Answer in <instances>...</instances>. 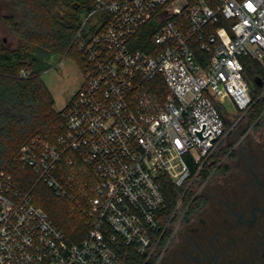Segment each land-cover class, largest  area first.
Here are the masks:
<instances>
[{
  "label": "built area",
  "instance_id": "built-area-1",
  "mask_svg": "<svg viewBox=\"0 0 264 264\" xmlns=\"http://www.w3.org/2000/svg\"><path fill=\"white\" fill-rule=\"evenodd\" d=\"M76 47L83 81L62 131L33 135L18 158L58 195L75 197L66 182L81 189L88 234L70 241L0 171V264L149 259L177 213L163 223L164 179L186 192L231 129L224 101L243 113L252 104L244 58H264V0H96Z\"/></svg>",
  "mask_w": 264,
  "mask_h": 264
},
{
  "label": "trees",
  "instance_id": "trees-1",
  "mask_svg": "<svg viewBox=\"0 0 264 264\" xmlns=\"http://www.w3.org/2000/svg\"><path fill=\"white\" fill-rule=\"evenodd\" d=\"M96 0H1L3 7L10 9L4 18L7 25L18 37L14 49L0 45V171L11 173L24 189H31L35 202L48 212L52 220L66 233L72 242L81 241L90 228L84 211L85 200L80 188L66 182L67 188L75 193L71 198L58 195L43 181L36 183L34 170L18 158L21 145L38 133L56 134L62 131V109L54 107L55 97L42 78L48 67L47 58L51 55L73 57L80 64L81 54L76 47V33L83 18L93 9ZM29 70L27 76L21 69ZM244 76L251 88L255 77L264 79V58H244ZM262 88L255 90L258 97ZM257 108H264L259 101ZM225 120L226 111L221 107ZM257 115L255 114L252 119ZM229 146L213 151L204 164L199 177L206 179L211 172L224 171L225 164H219L227 154ZM191 168L196 171L198 164L188 158ZM165 207L162 212L163 223L177 207L176 217L191 202H201L200 195L184 187H178L170 179H164ZM128 264H153L151 258L130 252L126 256Z\"/></svg>",
  "mask_w": 264,
  "mask_h": 264
},
{
  "label": "flooded vegetation",
  "instance_id": "flooded-vegetation-1",
  "mask_svg": "<svg viewBox=\"0 0 264 264\" xmlns=\"http://www.w3.org/2000/svg\"><path fill=\"white\" fill-rule=\"evenodd\" d=\"M0 5L5 18L1 0ZM254 81L247 118L231 136L226 169L194 195L200 203L191 202L166 228L155 264H264V108H257L264 89L255 95L264 79Z\"/></svg>",
  "mask_w": 264,
  "mask_h": 264
},
{
  "label": "rangeland",
  "instance_id": "rangeland-1",
  "mask_svg": "<svg viewBox=\"0 0 264 264\" xmlns=\"http://www.w3.org/2000/svg\"><path fill=\"white\" fill-rule=\"evenodd\" d=\"M9 10L10 9L4 6V13H7ZM2 43L11 49H14L18 46L19 41L17 35L7 25L4 18L2 17V14H0V45ZM60 62H62L61 65H59ZM47 63L48 67L42 72V78L54 94L55 109L61 110L65 106L73 92L83 81L82 68L80 63L75 58L70 56L61 58L58 55H51L47 58ZM224 104L227 109V124L228 127H231V129L224 137V139L216 145L214 151L218 150L221 147L229 146V143H231L233 130L236 128L237 123L243 122L247 118V113L245 112V114L241 111L237 112L236 106L230 100L226 99L224 101ZM226 155L227 154H225L224 157L220 160L221 162L219 164L228 162L229 158H227ZM220 172L221 170H218L213 175H211L209 177V181L197 178L195 179L192 186H186V189L192 191L194 195L198 193L200 194L201 192H203L206 186H208L211 182L219 177ZM151 258L154 260L153 264H155L157 258H155L154 252L149 259Z\"/></svg>",
  "mask_w": 264,
  "mask_h": 264
},
{
  "label": "water",
  "instance_id": "water-1",
  "mask_svg": "<svg viewBox=\"0 0 264 264\" xmlns=\"http://www.w3.org/2000/svg\"><path fill=\"white\" fill-rule=\"evenodd\" d=\"M0 10H1V5H0Z\"/></svg>",
  "mask_w": 264,
  "mask_h": 264
},
{
  "label": "crops",
  "instance_id": "crops-1",
  "mask_svg": "<svg viewBox=\"0 0 264 264\" xmlns=\"http://www.w3.org/2000/svg\"><path fill=\"white\" fill-rule=\"evenodd\" d=\"M71 96H72V95H71ZM70 98H71V97H70ZM70 98H69V99H70ZM67 102H68V101H67Z\"/></svg>",
  "mask_w": 264,
  "mask_h": 264
}]
</instances>
